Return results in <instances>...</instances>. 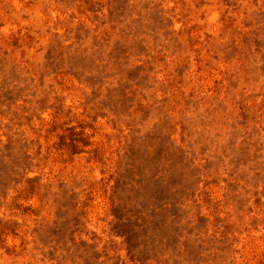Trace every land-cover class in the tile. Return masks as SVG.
Here are the masks:
<instances>
[{
  "label": "rangeland",
  "instance_id": "obj_1",
  "mask_svg": "<svg viewBox=\"0 0 264 264\" xmlns=\"http://www.w3.org/2000/svg\"><path fill=\"white\" fill-rule=\"evenodd\" d=\"M0 264H264V0H0Z\"/></svg>",
  "mask_w": 264,
  "mask_h": 264
}]
</instances>
